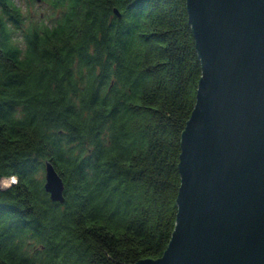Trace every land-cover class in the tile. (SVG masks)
<instances>
[{
    "label": "trees",
    "instance_id": "16d2710c",
    "mask_svg": "<svg viewBox=\"0 0 264 264\" xmlns=\"http://www.w3.org/2000/svg\"><path fill=\"white\" fill-rule=\"evenodd\" d=\"M34 2L0 0V264L157 259L200 77L185 0Z\"/></svg>",
    "mask_w": 264,
    "mask_h": 264
},
{
    "label": "water",
    "instance_id": "95a60500",
    "mask_svg": "<svg viewBox=\"0 0 264 264\" xmlns=\"http://www.w3.org/2000/svg\"><path fill=\"white\" fill-rule=\"evenodd\" d=\"M185 9L200 77L180 137L175 225L159 258L135 264H264V0ZM43 179L62 205L48 161Z\"/></svg>",
    "mask_w": 264,
    "mask_h": 264
},
{
    "label": "rangeland",
    "instance_id": "374dc122",
    "mask_svg": "<svg viewBox=\"0 0 264 264\" xmlns=\"http://www.w3.org/2000/svg\"><path fill=\"white\" fill-rule=\"evenodd\" d=\"M17 5H20L24 13L26 12H29L30 14L36 13L37 15L41 14L42 16L43 14H46L47 12H49L45 3L43 2H34L30 7H26L24 0H18ZM42 177H43V174H42ZM7 186H8V180L4 179L0 182V188H6Z\"/></svg>",
    "mask_w": 264,
    "mask_h": 264
},
{
    "label": "built area",
    "instance_id": "2783aa9c",
    "mask_svg": "<svg viewBox=\"0 0 264 264\" xmlns=\"http://www.w3.org/2000/svg\"><path fill=\"white\" fill-rule=\"evenodd\" d=\"M15 183V178L8 179V186Z\"/></svg>",
    "mask_w": 264,
    "mask_h": 264
}]
</instances>
